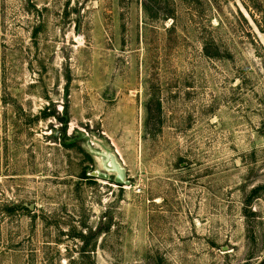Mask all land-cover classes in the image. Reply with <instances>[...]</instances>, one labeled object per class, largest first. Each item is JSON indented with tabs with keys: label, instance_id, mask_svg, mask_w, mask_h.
I'll return each instance as SVG.
<instances>
[{
	"label": "rangeland",
	"instance_id": "rangeland-1",
	"mask_svg": "<svg viewBox=\"0 0 264 264\" xmlns=\"http://www.w3.org/2000/svg\"><path fill=\"white\" fill-rule=\"evenodd\" d=\"M0 264H264V0H0Z\"/></svg>",
	"mask_w": 264,
	"mask_h": 264
},
{
	"label": "water",
	"instance_id": "water-1",
	"mask_svg": "<svg viewBox=\"0 0 264 264\" xmlns=\"http://www.w3.org/2000/svg\"><path fill=\"white\" fill-rule=\"evenodd\" d=\"M114 166H115L114 169L119 172V177H118L117 181L121 182V179L123 177V171L121 169H119L116 165H114Z\"/></svg>",
	"mask_w": 264,
	"mask_h": 264
}]
</instances>
